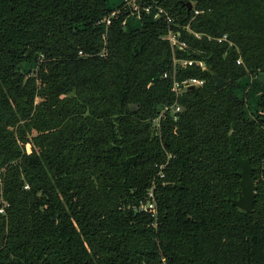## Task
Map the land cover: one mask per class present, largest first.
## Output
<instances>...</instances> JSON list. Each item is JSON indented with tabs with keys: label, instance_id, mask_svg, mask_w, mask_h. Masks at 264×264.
<instances>
[{
	"label": "trees",
	"instance_id": "trees-1",
	"mask_svg": "<svg viewBox=\"0 0 264 264\" xmlns=\"http://www.w3.org/2000/svg\"><path fill=\"white\" fill-rule=\"evenodd\" d=\"M136 1L173 23L123 25L124 0H0V264H264V0ZM169 27L187 44L175 56L207 67L179 69L205 82L156 127L174 102ZM257 74L247 113L235 89ZM230 133L249 212L229 201Z\"/></svg>",
	"mask_w": 264,
	"mask_h": 264
},
{
	"label": "built area",
	"instance_id": "built-area-1",
	"mask_svg": "<svg viewBox=\"0 0 264 264\" xmlns=\"http://www.w3.org/2000/svg\"><path fill=\"white\" fill-rule=\"evenodd\" d=\"M125 6L129 7V13L127 15V18H125L122 21V24L125 25V23L128 21L130 17H133L137 20L142 18L143 14L151 15L153 19H156L160 16H164L166 22L168 25L173 23V18L162 8L156 7L155 10L151 8L150 6H139L138 2L136 0H124ZM118 13V10H113L109 16L105 17L101 22L107 27L111 22V17L116 16ZM195 13H198L197 10H195ZM196 37H200V34L195 33ZM208 38H210L208 36ZM163 39L167 40L171 50L173 52L172 55V67L170 70H167L163 73L162 77L165 79H168L171 81V91L174 94V102L171 104H165L160 109L159 113L153 118V123L156 127H159L160 121L163 118L165 114L171 115L172 119L176 121L179 117V113L182 111V107L179 104V98L181 95L190 87H200L204 84L205 80L200 77L196 76H190V77H184L179 79L177 74L179 69H183L189 66H197L202 70H205L207 65L204 59L199 58V56L195 58H177L175 56V52L177 50L185 51L187 48L186 42L181 38V33L179 30H175L172 27L168 28V31L163 36ZM226 39L225 36L218 37L216 40L218 42H223ZM231 45V44H230ZM237 64H241L242 61L240 58L236 60ZM149 207H152V204H149Z\"/></svg>",
	"mask_w": 264,
	"mask_h": 264
},
{
	"label": "water",
	"instance_id": "water-1",
	"mask_svg": "<svg viewBox=\"0 0 264 264\" xmlns=\"http://www.w3.org/2000/svg\"><path fill=\"white\" fill-rule=\"evenodd\" d=\"M185 5L187 10L192 8V3L189 1L186 2ZM212 79L218 88L223 87L227 83V81L223 80L215 73L212 74ZM192 88L193 87H190V89ZM130 108L135 109L136 106L131 105ZM229 148L230 155L232 156L234 162L240 167L238 172V175L240 176L238 196L237 198L229 199V201L232 205L238 207L239 209L249 212L253 209L256 198V185L252 178V166L250 159L240 156L235 140L231 133L229 134Z\"/></svg>",
	"mask_w": 264,
	"mask_h": 264
},
{
	"label": "rangeland",
	"instance_id": "rangeland-1",
	"mask_svg": "<svg viewBox=\"0 0 264 264\" xmlns=\"http://www.w3.org/2000/svg\"><path fill=\"white\" fill-rule=\"evenodd\" d=\"M122 0H109L110 4H118L120 3ZM129 24L136 25L138 24V20L130 17L128 19ZM263 81V76L262 74H257L254 77L251 76H246L242 79H240L239 83H240V87L235 89V94L238 97H243V92H244V88L247 89L248 95L246 98V111L247 113L249 112H254L255 110V105H256V101L258 99L259 96V92H260V83Z\"/></svg>",
	"mask_w": 264,
	"mask_h": 264
}]
</instances>
